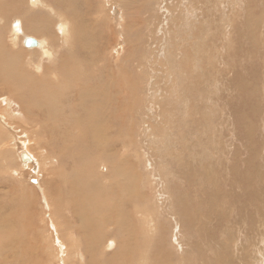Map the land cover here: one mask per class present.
Masks as SVG:
<instances>
[{"label":"rangeland","instance_id":"1","mask_svg":"<svg viewBox=\"0 0 264 264\" xmlns=\"http://www.w3.org/2000/svg\"><path fill=\"white\" fill-rule=\"evenodd\" d=\"M99 1H93L96 8ZM134 1L139 9L137 4L133 5L135 10L131 12L141 13L143 9L144 15L137 16L136 20L133 18L134 22L131 20L134 28L130 31L131 25L127 27L128 31L124 28L122 32L125 23L119 22L115 26L116 19L108 15L104 6L103 23H96L100 26L95 30L97 36L103 37L95 45L96 48L104 45L106 50L103 48L99 56L85 51L88 59L90 53L94 60H101L97 61L99 68L100 62L109 63L111 58L107 65L111 69L106 65L105 68L104 64L101 69H110L118 82L116 129L110 137L103 133L98 136L96 128L90 130V123L81 117L79 110V115L71 118L69 124L50 122L46 117L51 115L49 111L43 109L42 113L24 105L23 91L0 89V128L8 125L18 135L31 132L32 136L28 135L27 140L22 138V143L27 142L25 148H30L33 143L34 149L30 150L34 153L45 148L54 158L71 159L62 168L60 163L49 166V173L31 169L33 167L26 169L21 181L4 173L0 177V264H59L55 261L57 247L54 241L67 237L71 241L73 237L80 252H85L80 264H90L87 249H83L85 245L88 241L92 244L96 239L103 240L107 235L113 237L111 228L117 227L116 220L121 218L108 217L106 205L103 211V206L100 211L96 209L98 202L106 203V198L108 202L111 198L115 200L117 210L121 208L127 218L126 221L122 216L120 223L122 220L124 224H120L116 232L119 247L106 249L117 251L114 259L119 264H162L163 236L167 240L168 264H223L232 257L230 250L236 254L242 252L245 264H264V0H115L113 6L125 3L127 10L129 2ZM159 1L161 4L157 5ZM99 7L101 9L100 4ZM255 15L261 19L252 23L250 17L254 19ZM254 26L257 29L249 35L248 28ZM125 33L132 34L127 42L124 41ZM182 38L183 42L187 41L184 48L180 43ZM205 41L204 51L196 55L192 44L198 46ZM231 41L234 43L228 49ZM137 48L136 56V51L132 52ZM112 52L118 56L117 60ZM130 56L132 61L128 60L125 66L118 68L117 61ZM201 77H205L202 82ZM3 100L6 102H1ZM59 104L65 103L59 101ZM56 125L69 128L71 134L58 137L61 130ZM34 136H40V140ZM32 137L36 138L35 143ZM99 137L104 138L100 143ZM60 141L69 142L64 146L66 149ZM42 143L44 146L41 147ZM12 154L5 155V162L0 153V170L5 167L3 162L7 167H13L15 158ZM109 155L115 158V165L123 176L118 174L112 191L113 184L106 186L108 190L104 197L100 189L109 178L105 182L97 177L96 170ZM82 168L86 175L80 176L79 181L74 172H82ZM210 173L212 176L214 173V177ZM126 175L133 177L132 181L124 178L129 185L121 180ZM31 186L33 192L28 189ZM179 192L180 197L177 196ZM217 196H221V200ZM216 199L221 203H216ZM176 203L181 218L176 213ZM211 209L213 214L209 213ZM83 212L90 213L92 218L86 233L83 223L87 216ZM183 218L188 219V223ZM52 220L57 225V235L52 230ZM200 220L204 221L201 229ZM82 233L87 236L84 238ZM223 243L231 248L229 253L221 250L220 255L217 246ZM98 252L95 255L100 257H93L94 264L104 262V252ZM236 254L233 264H242ZM97 259L102 261L97 262Z\"/></svg>","mask_w":264,"mask_h":264},{"label":"bare ground","instance_id":"2","mask_svg":"<svg viewBox=\"0 0 264 264\" xmlns=\"http://www.w3.org/2000/svg\"><path fill=\"white\" fill-rule=\"evenodd\" d=\"M93 1L96 2V0H0V89L4 90V88H11V89H19V90L23 91L22 98L25 101L24 105L27 108L37 109V110L41 111L42 113L44 111L43 109L49 111V113H51V115L47 114L46 117L49 119L50 122H55L56 121V122H60L62 125L63 124H69V120H71V118H74V116H77L76 114H78L77 111L79 110V114L82 115L81 117L87 119V121L90 123V126H89L90 130L94 131L95 128H96V130L98 129V136H99V133H103V134H108V137H110L109 135L110 134L113 135V133H114V131L116 129L115 126H114V118L117 117V115H118V106H117V103H116L117 93H118L117 90H116V87H117V83L118 82L115 81V78H114V74L115 73L113 72L114 73L113 75L111 73V70H110L111 66H107L110 63V59L111 58L108 59L109 63L107 62L106 64H104V62H102V63L100 62V64H102V66L104 64L105 68H106V66L108 68H110L109 70H108V68H107V70L106 69L104 70V69H101L102 66H100V68H99L98 65H97V63H98L97 61H101V60H99V59L94 60L95 57L93 58L92 54L89 53V52H93V55L99 56L101 50L104 48L103 47L104 45L103 46H99V48H96L97 42L99 40H102V37H103V35H101V34H98V36L96 35V31L95 30H96L97 27L100 26V25H97L96 23H98V22L101 23L102 22V19H103V16H104L103 12H102V8L104 6H106L108 15L114 16V18H112L113 20L116 19L115 26L118 25L119 22L125 23L126 26L124 25L125 27L123 26V29H122V32H124L123 31L124 28L126 29V31H128L127 27L133 25V27L130 28V31H131L134 28V25H135L133 23L134 22L133 18L135 19L137 16L143 15L142 14L143 13L142 12L143 9L141 10V13L134 14L133 11L131 12V10H135V9H133V5L135 6L137 4V3H135V1H134L135 4L132 3V2H129L130 3L129 7L126 10L128 4L126 5L125 3H118L117 4L118 7H116V6H113V4L115 3L113 1H115V0H100L99 1V4L101 6V9H100L99 4L96 5V6H98L96 8L94 6V2ZM139 2H140V0H139ZM158 4H161V2L159 1V3H157V5ZM136 6L139 9L138 4ZM144 7H146V6H144ZM111 8H112L113 12H112ZM119 10L121 12H119ZM107 13H105V15ZM247 13H249V12H247ZM194 16H196V14H194ZM205 16H207V15H205ZM117 17H119V19ZM140 18H141V16H140ZM128 19H129V21L127 22ZM260 19H261V16L260 17L259 16L256 17V15H255L254 19H252V17H250V21L253 20V21H251L252 23H255V20L258 22V21H260ZM131 20H133V22H131ZM195 20H196V18H195ZM207 20H208V23H209V19H207ZM250 21L248 22V24L250 23ZM137 22H139V20ZM209 24H211V23H209ZM248 24H246V25L250 26ZM256 24L257 25H255V26H258V23H256ZM259 25H260V22H259ZM207 26H209V25H207ZM252 26H253V24H252ZM255 26L248 28V30H249L248 34L249 35H251V34H253V32H255V30L257 29V27H255ZM258 28L260 29V27H258ZM136 29H139V28H136ZM205 31H207V30L205 29ZM257 31H259V30H257ZM130 33H132V32H130ZM115 34H116V32H115ZM117 34H121V32L117 33ZM129 34L125 33L126 37L124 38V41L127 42L129 39H131L132 34H130L131 36ZM208 34H210V32H208ZM183 35L184 34H182V37H183ZM252 36H250V37L252 38ZM254 36H256V35H254ZM215 37H216V35H215ZM197 38L200 39L199 37H197ZM212 38H213V36H212ZM183 40H184V38H182L180 40V43H181V46L184 48L185 45L187 44V41L183 42ZM213 41H214V39H213ZM120 43H122V42H120ZM134 43H136L135 40H134ZM232 43H234V42H232V41L229 42V44L227 46L228 49L230 48V46H232L231 45ZM132 44H133V41H132ZM109 45H110V43H109ZM192 45H193V50H194V52L196 51V55H197L200 52L204 51L203 47L205 48L206 41L204 42V44H199L198 46H195V44H192ZM213 45H216V44L213 43ZM115 46H116V49H117V45H115ZM234 46H235V44H234ZM112 47L114 48V46H112ZM110 49L113 50L111 47H110ZM122 49H123V47H121V50ZM225 49H227V48H224V50ZM79 50H80V53H79ZM85 51H89L88 53L91 56L88 55V57H90V59L87 58V56H86L87 54L85 55ZM120 51H116V52H120ZM138 52L139 51H138V48H137V49H134L132 53H134V55L137 56ZM214 52H215V50H214ZM112 53H109L108 55H111ZM132 53H131V56L133 55ZM25 54H26V58H25ZM113 54H112L113 59L116 57L115 59L117 60L118 56H116L115 55L116 53H115L114 54L115 57H114ZM215 54H216V52H215ZM230 54L231 53H229V55ZM131 56L127 57L126 59L124 58L121 61L119 60L120 62L117 61L118 62L117 65L120 64V67L118 66V68H121L122 66H125L124 64H126L128 62V60L132 59ZM215 56H217V54ZM106 57H107V55H106ZM227 58L228 57H226V59ZM215 59H216V57H215ZM241 59H243V58H241ZM108 60L106 58V61H108ZM130 61H132V60H130ZM24 66H25V69H24ZM115 68H117V67H115ZM112 70H113V68H112ZM24 71H25V73H24ZM104 72H106V74H104ZM234 72H235V70H234ZM241 74H243V73H241ZM203 78H205V77H203ZM203 78L201 77V82H202ZM232 83H234V82H232ZM123 88H124V85H123ZM14 92H13V94H14ZM15 93H17V92H15ZM13 94H11V95L13 96ZM16 98L17 97H15V99ZM4 101L5 100H3L1 102H4ZM6 101H8V100L6 99ZM59 101L60 102L62 101L65 104L61 105V104H59ZM47 108H49V109H47ZM8 109H10V108H8ZM31 111H33V110H31ZM13 113L14 114H18L17 112H14V111H13ZM43 115H45V113ZM14 116L15 115H13V119H15ZM18 118H19V116H18ZM58 118H60V119H58ZM16 120H17V118H16ZM1 124H2V119L0 118V125ZM20 124H21V122H20ZM22 124L24 125V123H22ZM11 125H10V127H12ZM57 125H59V124H57ZM3 126L4 125H2V127L0 128V153H2V155H4L3 158H4L5 162H6V158H7L5 155L8 154V153H10V154L14 153L15 162H14V164H12L13 167H11V166L7 167L5 165V163L3 162V165L5 167H3L0 170V177H2L3 173H4L5 175H7V177L8 176L12 177V179L15 180V181H21L20 179H21L22 175H24L23 171L26 170V169H29L31 167H33L31 169H35L37 171H43V172L49 173V171L47 170V169H49V166L51 167V165H53V166L54 165H59V163H60L61 165H59V167L62 168L63 166H66V163L71 162V159H65V158H58L57 159V158H54L52 155H50L48 152H46L47 150L45 151V148H44V150L41 148L44 143L41 144V147H40L41 151L40 152H38V153L32 152L31 148L34 149V146H32L33 143L31 145L32 147L29 146L30 148H25V146H26L25 143H27V142L22 143V141H23L22 138L25 139L28 135L32 136L30 131L29 132H30L31 135L30 134L27 135L26 132H25L24 135L23 134L22 135H18L17 131L12 130L11 128H9L8 125L4 126L5 129H4ZM16 127L17 126H15L14 128L16 129ZM57 128L58 129L60 128V130H61V131H59L57 133L58 137L65 138L67 135H69L68 133H70L69 132L70 129L65 127V126H59V127L57 126ZM18 130H20V129H18ZM186 131H187V129H186ZM23 132H24V130H23ZM53 133H55V132L53 131ZM53 133H51V134H53ZM54 135H56V134H54ZM34 137L37 138V136H34ZM34 137H32L33 141L36 140V138H34ZM53 137L54 136H52V138ZM37 139L40 140V136H38ZM100 139L101 138L99 137V143H100ZM103 139H101V141ZM25 140H27V139H25ZM34 143H35V141H34ZM67 143H69V142H67ZM67 143L63 142L62 143L63 147L65 145H67ZM36 146H38V144H36ZM70 146H71V142H70ZM64 148L66 149V147H64ZM49 151H52V150L49 149ZM50 153H52V152H50ZM200 153H202V152L200 151ZM71 154H72V152H71ZM55 156H57V155L55 154ZM74 157L75 156H73V158ZM199 158L201 159L202 157H199ZM102 160H104V159H102ZM108 160H109V163H108ZM114 160H115V158L112 157L111 155H109L107 160L104 161L103 164H101L102 167H98L97 170H96L97 177L101 178L104 181L107 180V178H109L107 184L103 187V189H100V191L105 195L104 197H106V192L108 190L106 186H110V185L113 184V186L110 188V191H112L113 187L115 186V182H116V180L118 178L117 177L118 174L119 173L122 174L120 172V169L117 168V166L115 165L116 161H114ZM202 162H204V161L202 160ZM200 164L202 165L201 162H200ZM249 165H250V163H249ZM80 167H81V165H80ZM4 169H5V171H4ZM84 169L82 168V172L77 171V174H75V172H74L75 179H78L80 176L86 175ZM207 170H209V169H207ZM210 171L211 170H209L208 172H210ZM230 173H231V171H230ZM230 173H229V175H230ZM209 175L212 176L211 173ZM122 176H123V174L121 175V177ZM212 177H214V173H213ZM124 178H127L130 181L133 180V177H127V175H126V177L121 178V180H123ZM79 181H80V178H79ZM123 182H125V179H124ZM125 184H127V182H125ZM127 185H129V184H127ZM28 189L30 190V192L33 190L32 186H31V188H28ZM262 190H263L262 194H264V187H263ZM22 191L24 192V189ZM109 195H110V193H109ZM181 195L182 194L180 192L177 193V196L180 197ZM112 196H113V194H112ZM162 197H164V196H162ZM220 197L221 196H219L218 198L221 200ZM109 199H110V197H109ZM107 200L108 199L106 198V203L103 202V204L98 202V207L96 209H98V211H100L101 207L103 206V208L101 210V211H103L104 206L106 205V215H108V217H110V218L114 217V219H115L117 217L119 218V216H121V218H122V216H123L124 220L127 221V218L124 217V215H123V213L121 211L122 209L120 208V209L117 210V208H116L117 205H114L115 204V202H114L115 200H113L112 198L110 199L109 202ZM216 200H218V199H216ZM217 202H220V201L218 200V201H216V203ZM176 204H177V212L176 213L180 217L179 210H178V203H176ZM85 205H87V204L85 203ZM47 207H48V205H47ZM203 207H204V205H203ZM262 208L264 210V204H263ZM200 209L201 208H199V210ZM87 212H83L87 216L86 223H83V224H85V226L83 225L84 226L83 231L85 230L84 233H86V230L90 227L91 221H92V218L90 217V213H88L89 215H87L86 214ZM189 212H190V210H189ZM201 212H202V210H201ZM209 213L213 214L214 210H212V209L209 210ZM200 215H203V214H200ZM129 216H131V215H129ZM204 217L207 218V216H204ZM180 218L178 219L179 222H180ZM263 218H264V216H263ZM120 219L116 220L118 226L117 227L113 226V228H111L112 229L111 233H113V235H114L113 237H110V236H108L106 234L107 236H105L103 240L96 239V240H94L92 242V244H89L90 241H88V245H85L86 248L84 247L83 249H87V253L89 255V256L88 255L87 256L89 258V263L90 264H94L96 262L95 259H94L95 262L92 261L94 256H96V258L100 257V256L95 255L96 253L99 254V252H98L99 250H100V252L101 251L104 252L105 256H103V257L105 259L103 260L104 261L103 263L101 262L102 258L100 260L97 259V262L100 261L101 264H119V262H117L114 259V257H117V256H115L117 251L116 250L115 251H110V250H106V249L108 247H112L111 250H114L113 248L117 249L119 247V243L117 242L118 238H117L116 232L119 231L118 229H120V224H122L124 222V221L122 222V220H121V223H120ZM183 219L186 220L185 223H188V219H186V218H183ZM144 220H145V218H144ZM196 222H198V221H196ZM151 223L152 222L149 220V222L147 224L149 225ZM108 224H110V220L109 219H108ZM131 224H132V222H131ZM203 225H204V221L200 220L199 228L201 229V227ZM235 225L237 226L238 224L236 223ZM51 226H52V230L57 235V225L55 224L54 221L52 222ZM94 226H95V224H94ZM125 229H122V230H125ZM121 232H123V231H121ZM170 232H171V230H170ZM164 233H165V231H164ZM82 234H81V236H82ZM87 234H88V232H87ZM172 234H170V235H172ZM84 235L87 236L86 234H83V237H84ZM172 236H174V235H172ZM262 236H263L262 237V240H263L264 239V233L262 234ZM174 237H176V235ZM88 238L92 239V237H90V236ZM110 238L114 239L115 242H114V240L111 241ZM161 241H162L161 250L163 252L162 264H168V257H167V253H166L167 240L163 236ZM176 242H177V240H176ZM85 243H86V241H85ZM54 244H55V247H57V251H56V255H55V261L57 263H59V264H69V262H70L71 264H75V262L77 261V264H80V263H82L84 261L82 259H83V255L85 254V252L84 253L82 252L83 253V255H82V253L80 252V249H79L80 247L73 240V237H72V241H71V239H68V237L66 239L58 238L56 242L54 241ZM105 244H107V246ZM178 245L174 244L175 247L176 246L178 247ZM179 246H181V245H179ZM229 247L230 246L228 244H226V243L218 244V246H217V248L219 249V253H220L221 250H224L225 253H229V250H230ZM238 249H239V251H241L240 248H238ZM55 250H56V248H55ZM172 251H173V249H172ZM263 251H264V249H263ZM230 253H232V257L229 258V261H226L223 264H233V256L236 253H234V251H231V250H230ZM106 254H108V255H106ZM220 255H221V253H220ZM242 255H243V257H245V255L242 252H240L239 254H236V257L238 258V260L240 259V261H242V264H245L243 262ZM178 263H180V261ZM211 264H214V263L212 262Z\"/></svg>","mask_w":264,"mask_h":264}]
</instances>
